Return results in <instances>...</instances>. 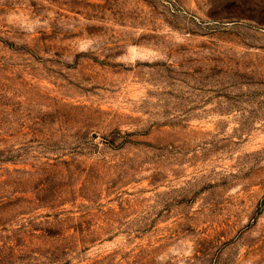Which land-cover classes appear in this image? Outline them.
I'll use <instances>...</instances> for the list:
<instances>
[{
	"label": "rangeland",
	"instance_id": "rangeland-1",
	"mask_svg": "<svg viewBox=\"0 0 264 264\" xmlns=\"http://www.w3.org/2000/svg\"><path fill=\"white\" fill-rule=\"evenodd\" d=\"M0 264H264V0H0Z\"/></svg>",
	"mask_w": 264,
	"mask_h": 264
}]
</instances>
